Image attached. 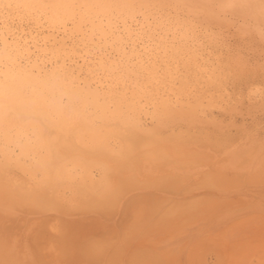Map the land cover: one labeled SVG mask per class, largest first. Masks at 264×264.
I'll use <instances>...</instances> for the list:
<instances>
[{
    "label": "bare ground",
    "instance_id": "obj_1",
    "mask_svg": "<svg viewBox=\"0 0 264 264\" xmlns=\"http://www.w3.org/2000/svg\"><path fill=\"white\" fill-rule=\"evenodd\" d=\"M263 102L171 0H0V264H264Z\"/></svg>",
    "mask_w": 264,
    "mask_h": 264
},
{
    "label": "rangeland",
    "instance_id": "obj_2",
    "mask_svg": "<svg viewBox=\"0 0 264 264\" xmlns=\"http://www.w3.org/2000/svg\"><path fill=\"white\" fill-rule=\"evenodd\" d=\"M171 1L187 12L199 18L201 17V19L214 26L217 30L223 32L228 42L239 49L247 58L251 59L253 62H261L264 64V35H260L255 28L257 22L255 20L256 17L264 21V17L262 16V10L264 9L263 4H258L255 8L234 7L223 9L214 0ZM242 31L246 34L241 35ZM260 108L262 111L257 114L254 120L249 119L243 121L242 119H238V121L241 123L243 121V123L250 128H253L255 123H259L261 128L260 131L264 132V102L260 105ZM13 226H10V228ZM16 228L18 232L22 230L20 227H13V229L10 230V234L17 232ZM18 228H20V230Z\"/></svg>",
    "mask_w": 264,
    "mask_h": 264
}]
</instances>
